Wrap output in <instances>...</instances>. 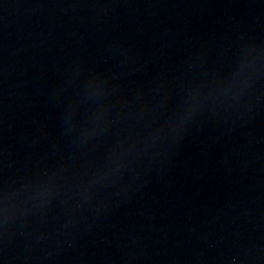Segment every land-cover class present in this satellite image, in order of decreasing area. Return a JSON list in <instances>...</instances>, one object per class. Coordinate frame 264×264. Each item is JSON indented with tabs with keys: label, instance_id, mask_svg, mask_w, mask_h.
<instances>
[{
	"label": "water",
	"instance_id": "95a60500",
	"mask_svg": "<svg viewBox=\"0 0 264 264\" xmlns=\"http://www.w3.org/2000/svg\"><path fill=\"white\" fill-rule=\"evenodd\" d=\"M0 264H264V0H0Z\"/></svg>",
	"mask_w": 264,
	"mask_h": 264
}]
</instances>
